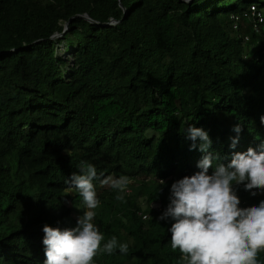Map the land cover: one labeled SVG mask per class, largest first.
Returning a JSON list of instances; mask_svg holds the SVG:
<instances>
[{
  "label": "trees",
  "instance_id": "1",
  "mask_svg": "<svg viewBox=\"0 0 264 264\" xmlns=\"http://www.w3.org/2000/svg\"><path fill=\"white\" fill-rule=\"evenodd\" d=\"M252 7L264 19V0H0V264H43V226L76 225L84 205L65 181L81 162L99 176L101 244H129L94 264H184L171 221L157 223L171 183L205 154L184 129L208 131L216 162L264 143V22ZM120 175L123 201L101 183ZM237 187L241 207L264 199Z\"/></svg>",
  "mask_w": 264,
  "mask_h": 264
},
{
  "label": "clouds",
  "instance_id": "2",
  "mask_svg": "<svg viewBox=\"0 0 264 264\" xmlns=\"http://www.w3.org/2000/svg\"><path fill=\"white\" fill-rule=\"evenodd\" d=\"M260 119L264 123V115ZM233 131L237 135L230 137V147L235 148L240 124ZM184 133L192 142L190 149L205 154L197 162L199 171L171 183L169 202L157 217V223L171 221L167 228L171 248L179 250L184 264H260L257 255L264 251V199L241 207L237 186L242 185L251 197L264 193V143L216 162L218 155L209 151L213 141L207 130L189 124ZM224 159L228 162H222ZM97 179L96 166L84 162L67 177L69 192L82 198L84 211L74 227L43 226V264H94L98 253L112 254L117 247L120 254L128 252L129 244H118L115 236L101 244L104 234L95 223V210L101 203L94 185ZM101 183L114 190L119 201L129 192L126 175L107 176Z\"/></svg>",
  "mask_w": 264,
  "mask_h": 264
},
{
  "label": "built area",
  "instance_id": "3",
  "mask_svg": "<svg viewBox=\"0 0 264 264\" xmlns=\"http://www.w3.org/2000/svg\"><path fill=\"white\" fill-rule=\"evenodd\" d=\"M249 18H251V19H253L255 21L257 20L259 23H263L264 22L262 13L259 12L255 7L251 8ZM231 20L234 21V28L236 29L237 28V23L239 21V18L237 16H231ZM245 40L248 41L247 38ZM157 209H158V211H160L159 207H157ZM144 219H146V218L144 217Z\"/></svg>",
  "mask_w": 264,
  "mask_h": 264
},
{
  "label": "water",
  "instance_id": "4",
  "mask_svg": "<svg viewBox=\"0 0 264 264\" xmlns=\"http://www.w3.org/2000/svg\"><path fill=\"white\" fill-rule=\"evenodd\" d=\"M186 2H190L191 0H185ZM124 11H125V9H124ZM85 20H87V21H89V22H91V23H93V24H95V22L94 21H92L87 15H84V16H82ZM112 24H116V22L115 21H113L112 22ZM112 24H110V25H112ZM68 31V23L65 25V31H64V33H66ZM63 34H61V35H55L54 37H53V39H55V38H57V37H61ZM39 42H36L35 44H38Z\"/></svg>",
  "mask_w": 264,
  "mask_h": 264
},
{
  "label": "rangeland",
  "instance_id": "5",
  "mask_svg": "<svg viewBox=\"0 0 264 264\" xmlns=\"http://www.w3.org/2000/svg\"><path fill=\"white\" fill-rule=\"evenodd\" d=\"M254 52H255V51H254L253 48L249 50V54H253ZM143 204L146 206L145 202H143Z\"/></svg>",
  "mask_w": 264,
  "mask_h": 264
}]
</instances>
